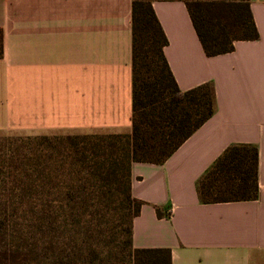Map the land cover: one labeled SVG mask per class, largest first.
I'll use <instances>...</instances> for the list:
<instances>
[{"label": "crops", "instance_id": "obj_1", "mask_svg": "<svg viewBox=\"0 0 264 264\" xmlns=\"http://www.w3.org/2000/svg\"><path fill=\"white\" fill-rule=\"evenodd\" d=\"M132 1L0 0V133H130ZM249 3L258 38L207 56L182 1L152 2L178 87L215 92L214 113L163 163L131 164L132 244L169 248L172 264H264V0ZM239 143L257 147L258 197L201 203L197 180Z\"/></svg>", "mask_w": 264, "mask_h": 264}, {"label": "trees", "instance_id": "obj_2", "mask_svg": "<svg viewBox=\"0 0 264 264\" xmlns=\"http://www.w3.org/2000/svg\"><path fill=\"white\" fill-rule=\"evenodd\" d=\"M153 1L131 3L130 133L0 137V264H172L169 248L132 244L143 202L130 168L163 163L214 113L215 92L178 87ZM179 1L207 56L258 38L249 0ZM257 168L254 144L228 146L197 180L199 201L255 200Z\"/></svg>", "mask_w": 264, "mask_h": 264}, {"label": "rangeland", "instance_id": "obj_3", "mask_svg": "<svg viewBox=\"0 0 264 264\" xmlns=\"http://www.w3.org/2000/svg\"><path fill=\"white\" fill-rule=\"evenodd\" d=\"M34 135H37V133H9V132L0 133V137H12V136L25 137V136H34Z\"/></svg>", "mask_w": 264, "mask_h": 264}]
</instances>
